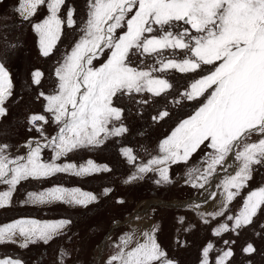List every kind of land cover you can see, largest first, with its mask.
<instances>
[{
	"label": "snow or ice",
	"instance_id": "1",
	"mask_svg": "<svg viewBox=\"0 0 264 264\" xmlns=\"http://www.w3.org/2000/svg\"><path fill=\"white\" fill-rule=\"evenodd\" d=\"M44 3L45 0H21L18 11L28 19ZM64 3L65 0H49L51 15L35 25L44 56L51 53L60 37L64 21L59 12ZM67 23L73 24L71 11ZM125 27L123 34L117 33ZM81 31L84 35L56 69L58 91L45 97L46 111L60 125L57 135L44 145L29 143L27 155L15 158L7 154V145H0V183L9 185L8 191L0 193V208L10 202L13 191L23 180L47 178L59 172L82 176L108 171L92 161L79 167L44 162L41 153L51 147L55 161L74 150L97 147L105 137L123 134L127 130L123 126L109 128L112 121H119L122 116V110L113 106V97L118 93L147 91L159 96L171 84L154 76V72L169 69L196 72L204 65H216L209 74L195 80L184 94L186 99L194 100L215 85L207 102L160 143V154L139 167L131 180L157 172L156 183H171L169 166L188 163L207 142L205 146L212 149L204 161L207 166L203 171L193 169L189 176L194 177L193 187L203 188L218 166L225 172L234 167V174L228 173L219 185L226 209L247 186L254 166L264 164V0H90L88 20ZM153 33L158 35H149ZM105 49L110 53L106 62L95 67L93 61ZM176 50L182 53L179 60L163 55L165 51L175 55ZM136 52L156 54L160 67L147 70L133 67L130 55ZM41 75L39 71L33 74L35 83L40 82ZM11 89L9 73L0 62V117L7 114L3 105L12 95ZM167 115L163 112L158 118ZM37 121H48L42 115L30 117L29 123L42 133ZM253 134L261 138L249 142ZM125 155L135 160L130 150H125ZM230 156H234L235 166L225 163ZM27 196L28 202L34 204L63 202L84 207L97 199L91 193L62 187ZM259 210H264V187L251 191L242 210L235 217H227L234 222L231 230L251 224ZM69 224L67 220L16 221L0 227V244L20 243L21 247H27L38 241L47 243L62 234ZM155 231L154 228L143 233L142 240L134 233L120 237L118 251L107 264H173L156 242ZM225 231H229L227 224L217 228L214 235ZM211 249L210 244L205 250V264ZM244 251L251 254L255 249L249 244ZM232 254L231 250L225 251L216 264H226ZM0 264H20V261L7 259Z\"/></svg>",
	"mask_w": 264,
	"mask_h": 264
},
{
	"label": "rangeland",
	"instance_id": "2",
	"mask_svg": "<svg viewBox=\"0 0 264 264\" xmlns=\"http://www.w3.org/2000/svg\"><path fill=\"white\" fill-rule=\"evenodd\" d=\"M48 2L45 0L35 15L23 20V15L18 11L21 0H0V62L6 61V68L16 61L20 65L17 69L20 71L15 70V75H12V95L3 105L7 114L0 117V143L8 146L7 154L12 158L26 156L29 143L33 146L36 143L44 145L57 135L60 125L46 111L45 97L58 91L56 69L84 35L81 29L88 20L90 0H65L59 12L64 21L60 37L51 53L44 56L35 25L51 15ZM69 11L72 12L71 26L67 23ZM36 20L41 22L37 23ZM124 31L126 27L118 29L117 33L123 34ZM109 54L105 49L93 61L94 66L100 67ZM163 55L177 60L182 58L179 50L175 55L171 51H165ZM157 59L156 54L141 55L136 52L130 55L131 65L142 70L159 68ZM215 66L204 65L196 72L187 73L175 69L154 72V76L164 78L171 84V88L159 96L147 91L131 95L118 93L113 97V106L122 110V116L119 121H112L109 128L123 126L127 130L119 136L105 137L97 147L80 148L55 161L52 148H44L41 153L44 162L79 167L92 161L108 171L82 176L59 172L47 178L21 181L13 191L10 202L0 208V227L20 220H67L70 224L62 234L47 243L38 241L29 243L27 247H21L20 243H2L0 259L8 255L18 259L21 264H107L118 251L116 245L120 237L134 233L137 239L142 240L143 233L155 228L156 242L173 264H205L204 253L210 244L212 249L208 253L207 264H216L228 250L233 254L226 264H264V210L257 212L251 224L236 231L231 230L234 222L227 219L228 216L235 217L242 210L245 198L251 191L264 187V164L254 166L247 186L226 209L223 206V189L219 185L228 173L234 174V167L225 172L224 168L218 166L203 188L193 187L194 177L189 176L193 169L203 171L207 166L204 161L212 153V149L205 146L207 142L191 156L188 163L169 166L171 183H156L159 179L157 172H148L139 179L131 180L137 175L139 167L160 154V143L207 102L215 85L194 100L186 99L184 94L190 91L195 80L209 74ZM36 71L42 74L38 84L33 79ZM163 112L168 115L159 119ZM33 115H42L48 121L36 122L43 134L29 123ZM260 138L259 134H253L249 142ZM125 150L131 151L134 161L125 155ZM225 163L235 166L234 156H230ZM55 187L79 189L93 194L97 199L87 207L63 202H28V193H39ZM8 190V184L0 183V193ZM222 211L224 214L219 215ZM223 224L229 226V231L214 235V231ZM249 244L255 249L251 254L244 251Z\"/></svg>",
	"mask_w": 264,
	"mask_h": 264
},
{
	"label": "trees",
	"instance_id": "3",
	"mask_svg": "<svg viewBox=\"0 0 264 264\" xmlns=\"http://www.w3.org/2000/svg\"><path fill=\"white\" fill-rule=\"evenodd\" d=\"M11 26V25H10ZM10 26H9V29H10ZM3 28H6L4 25H3ZM6 30V29H5ZM12 31H15V29L14 30H12ZM14 58V57H13ZM12 57H11V59H13ZM16 61V60H15ZM19 62V61H18ZM18 62L16 61V63H14L12 66H10V65H8L9 66V70L11 71V75H15V70L17 71V69L19 68V64H18ZM3 64L6 66V61L4 62L3 61ZM18 71H20V70H18ZM17 71V72H18ZM0 145H3V143H0Z\"/></svg>",
	"mask_w": 264,
	"mask_h": 264
},
{
	"label": "crops",
	"instance_id": "4",
	"mask_svg": "<svg viewBox=\"0 0 264 264\" xmlns=\"http://www.w3.org/2000/svg\"><path fill=\"white\" fill-rule=\"evenodd\" d=\"M36 13H37V12H36ZM11 20H12V19H11ZM23 20H26V19L23 17ZM23 20H22V21H23ZM33 21H34V20H33ZM36 21H37V20H36ZM36 21H35V22H36ZM14 22H15V21H14ZM35 22H34V23H35ZM38 22H41V20H38L37 23H38ZM0 40H2V38H0ZM2 63H3V62H2ZM4 66H5V65H4ZM5 68H6V67H5ZM8 68H9V67H7L6 70L8 71V73H9V77H10L11 82H12V81H13V80H12L13 77H12V75H11V71H10ZM48 190H49V189H48ZM106 235H107V234H105V236H106ZM103 239H104V238H103ZM3 257H5V258H1L0 261H2V260H7V259H12V260H15V259H16V258H13V257L8 256V255H3ZM17 260H18V259H17ZM20 264H21V263H20Z\"/></svg>",
	"mask_w": 264,
	"mask_h": 264
},
{
	"label": "bare ground",
	"instance_id": "5",
	"mask_svg": "<svg viewBox=\"0 0 264 264\" xmlns=\"http://www.w3.org/2000/svg\"><path fill=\"white\" fill-rule=\"evenodd\" d=\"M222 199V198H221ZM163 204H167V202H162ZM102 243H103V241H102ZM101 247V246H100ZM101 254H102V252H101V248L99 249V257H101ZM99 260H100V258H98ZM98 259H97V261H98Z\"/></svg>",
	"mask_w": 264,
	"mask_h": 264
},
{
	"label": "water",
	"instance_id": "6",
	"mask_svg": "<svg viewBox=\"0 0 264 264\" xmlns=\"http://www.w3.org/2000/svg\"><path fill=\"white\" fill-rule=\"evenodd\" d=\"M107 235H108V233H107ZM107 235L104 237V239L107 237ZM104 239H103V240H104Z\"/></svg>",
	"mask_w": 264,
	"mask_h": 264
}]
</instances>
